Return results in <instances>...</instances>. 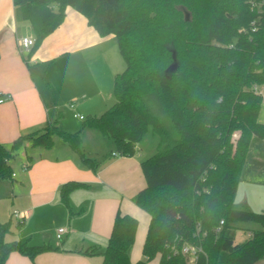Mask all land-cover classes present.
Masks as SVG:
<instances>
[{
    "label": "trees",
    "instance_id": "16d2710c",
    "mask_svg": "<svg viewBox=\"0 0 264 264\" xmlns=\"http://www.w3.org/2000/svg\"><path fill=\"white\" fill-rule=\"evenodd\" d=\"M35 31V49L60 26L68 6L100 35H115L126 67L114 78L115 103L89 115L70 132L59 117L40 129L0 141V178L14 179L13 160L27 147L52 148L61 138L87 168L83 130L111 138V155L134 156L153 139L156 151L141 165L146 186L136 203L150 216L144 259L132 261L138 218L116 212L105 248L76 251L102 256V264H259L264 257V211L235 208V197L254 137L264 139V0H14ZM255 22V25H253ZM176 66L174 70L172 67ZM239 135L235 137L236 133ZM31 166V154L27 155ZM88 184L69 180L60 198L71 216V193ZM259 223L244 241L237 224ZM23 221L19 222V224ZM0 219V264L12 252L31 259L60 251L50 242L32 244ZM186 247L194 252H185Z\"/></svg>",
    "mask_w": 264,
    "mask_h": 264
},
{
    "label": "crops",
    "instance_id": "0c3cea01",
    "mask_svg": "<svg viewBox=\"0 0 264 264\" xmlns=\"http://www.w3.org/2000/svg\"><path fill=\"white\" fill-rule=\"evenodd\" d=\"M26 36L35 39L31 22L22 16L14 0H0V91L10 96L0 103L1 142L10 145L19 135L40 129L58 117L59 125L66 129V109L68 116L80 119L74 114L86 118L82 111L85 107L93 112L90 115H100L115 103L114 78L126 67L115 35H100L86 16L68 6L63 23L35 49L22 48L20 40ZM72 101L74 108L69 105ZM256 139L251 144L256 147L252 164L264 165V142ZM140 150L130 157L111 155L110 151L97 157L100 165L94 171L84 166L78 153L64 141L55 140L52 148L27 145L20 155L24 158L21 173L25 175L23 186L30 205L14 208L13 212L18 210L25 218L56 209L66 215L69 228L60 242L57 231L55 235L45 234L48 242L60 245L62 250L42 252L35 259L12 252L7 263L102 264V256H86L76 250L91 244L105 248L119 209L146 223L150 221L149 215L133 209L137 193L146 186ZM28 154L32 159L29 168ZM15 174L14 178L18 176ZM69 180L88 184L70 195V205L76 212L73 216L60 198V188ZM146 230L144 227L137 235L144 238ZM14 236L24 240L16 230Z\"/></svg>",
    "mask_w": 264,
    "mask_h": 264
},
{
    "label": "rangeland",
    "instance_id": "374dc122",
    "mask_svg": "<svg viewBox=\"0 0 264 264\" xmlns=\"http://www.w3.org/2000/svg\"><path fill=\"white\" fill-rule=\"evenodd\" d=\"M81 104H79L80 106ZM105 109V108H104ZM84 114L88 117L90 113L87 108H83L82 110ZM260 120L264 122V100L262 103ZM84 125V120L73 118L72 115L67 114L66 109V130L70 132H75L81 129ZM85 132V131H84ZM83 132L84 146L86 153L93 157H103L104 154L109 153L112 150H115L116 146L114 141L101 134L99 131L94 129L86 130ZM238 136L236 133L235 137ZM55 140H58L59 143L63 142L59 137H56ZM256 140H260V142H264L262 139L257 137ZM27 145L30 148H39L33 147L30 141H27ZM156 143L153 139H147L144 143H142V148L140 153L143 155V158L150 156L152 153L156 151L155 147ZM252 150L248 154L246 163L242 170L240 184L235 197V208L237 209H247L253 211H264V165L260 164H252V158L254 151L256 150L255 143L252 145ZM21 154V153H20ZM18 155L13 160V168L14 171L18 173V176L14 179L0 178V219L2 221H11L13 224L14 230L16 233L20 235L24 240L30 239L33 243H43L44 241L48 242V238H45V234L47 235H55L57 228L59 226H64L65 228H69V223L66 222V215L62 216L58 214L55 210L52 209L49 211H45L42 215L36 214L35 216L27 215V217L23 218V223H17V220L12 217V212L14 208L23 209L22 206L30 205V199L28 195L25 193V188L23 183L25 182V175L21 173V167L23 164V156ZM133 209L137 210L141 215L148 216L149 214L140 207L136 201L133 203ZM137 212V213H138ZM70 215L68 214V218ZM137 217V216H136ZM138 218L139 225L138 231L144 230V227L148 231L149 222L146 223L143 218ZM74 220V219H73ZM238 230V241H244L249 237L248 232L253 230H259L263 227L259 223L255 222H240L237 224ZM144 238L138 236L136 234L135 242L131 247V259L132 261H138L144 259L143 257V246H144ZM66 238V234L64 236ZM46 239V240H45ZM53 243L55 239L52 240ZM62 241V240H61ZM108 243V242H107ZM107 246V244H106ZM105 246V247H106ZM98 257V255L96 256ZM160 255H157L155 258L151 260L145 259V264H159ZM259 264H264V257L259 261Z\"/></svg>",
    "mask_w": 264,
    "mask_h": 264
},
{
    "label": "built area",
    "instance_id": "2783aa9c",
    "mask_svg": "<svg viewBox=\"0 0 264 264\" xmlns=\"http://www.w3.org/2000/svg\"><path fill=\"white\" fill-rule=\"evenodd\" d=\"M253 25H255V22H253ZM34 44H35V39L32 38V37H29V36L23 37V38L20 40V45L22 46L23 49H25V50H27V51H30V50L32 49V47L34 46ZM254 89H255L256 92L261 93V94L263 95V97H264V90L260 89L258 86H255ZM8 99H10V96H9V95H5V94H3V93L0 91V103H3V102H5V101L8 100ZM69 105H70L72 108H74V107H75V102L72 101V102H70ZM74 116H75V117H78V118H80V119H85V116L82 115V114H80V113H75ZM13 175L15 176L16 174L14 173ZM13 215H14L15 218L18 219V222H21V221L23 220V215H22V213H21L20 211L15 210V211L13 212ZM66 231H67V230H66V228H64V227H60V228H58V230H57V239H58L59 242L61 241V239H62V237H63V235H64V233H65ZM184 251H185V252H188V251H192V252H194L193 248H190V247H186V248L184 249Z\"/></svg>",
    "mask_w": 264,
    "mask_h": 264
},
{
    "label": "water",
    "instance_id": "95a60500",
    "mask_svg": "<svg viewBox=\"0 0 264 264\" xmlns=\"http://www.w3.org/2000/svg\"><path fill=\"white\" fill-rule=\"evenodd\" d=\"M176 68V66L172 67L171 70H174Z\"/></svg>",
    "mask_w": 264,
    "mask_h": 264
}]
</instances>
